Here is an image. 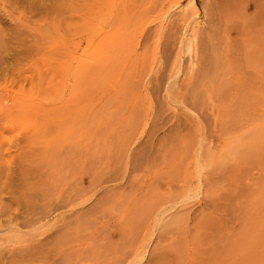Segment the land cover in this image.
<instances>
[{
    "label": "rangeland",
    "instance_id": "374dc122",
    "mask_svg": "<svg viewBox=\"0 0 264 264\" xmlns=\"http://www.w3.org/2000/svg\"><path fill=\"white\" fill-rule=\"evenodd\" d=\"M0 264H264V0H0Z\"/></svg>",
    "mask_w": 264,
    "mask_h": 264
}]
</instances>
